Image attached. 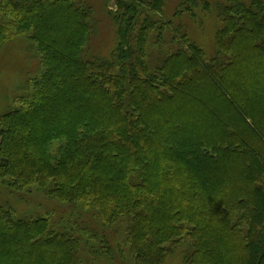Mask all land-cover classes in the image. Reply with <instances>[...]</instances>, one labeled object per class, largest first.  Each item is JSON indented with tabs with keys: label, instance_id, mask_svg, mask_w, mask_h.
<instances>
[{
	"label": "trees",
	"instance_id": "trees-1",
	"mask_svg": "<svg viewBox=\"0 0 264 264\" xmlns=\"http://www.w3.org/2000/svg\"><path fill=\"white\" fill-rule=\"evenodd\" d=\"M104 7L114 50L86 59L88 0H0V48L28 35L43 67L0 116V186L78 207L54 228L0 205V264L113 259L108 229L120 264H264V0L218 5L212 56L175 26L206 0Z\"/></svg>",
	"mask_w": 264,
	"mask_h": 264
},
{
	"label": "rangeland",
	"instance_id": "rangeland-1",
	"mask_svg": "<svg viewBox=\"0 0 264 264\" xmlns=\"http://www.w3.org/2000/svg\"><path fill=\"white\" fill-rule=\"evenodd\" d=\"M206 1L212 5L213 9L210 13H204L201 8H198L195 10V16L186 15L176 20L175 26H184L190 38L204 48L209 56H212L215 52L214 37L219 26L216 11L218 5L225 0ZM88 3L94 11V22L93 34L89 46L85 49L84 57L86 59L96 56L110 57L115 47L116 26L104 7V0H88ZM111 6L115 9L113 4ZM175 6V2H167L165 8L167 20L173 21ZM166 40L168 41L167 37ZM42 74L43 67L38 46L29 39L28 35L16 37L0 48V116L11 109L18 108L20 99L33 91L34 82ZM0 205L12 208L19 218H47L54 228L59 227L60 221L68 220L64 217V213H71L72 209H78V207L73 208L34 193L14 192L4 185L0 186ZM105 233L117 249L116 258L111 259L105 255L93 260L91 253L86 252L82 258L84 261L82 264H120L119 261L122 259L131 260L129 251L123 243L122 230L114 233L108 229ZM186 248V246L177 248L168 258L167 264H183Z\"/></svg>",
	"mask_w": 264,
	"mask_h": 264
}]
</instances>
